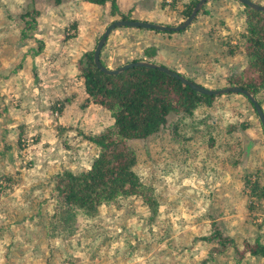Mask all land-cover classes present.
Returning <instances> with one entry per match:
<instances>
[{"label": "rangeland", "instance_id": "1", "mask_svg": "<svg viewBox=\"0 0 264 264\" xmlns=\"http://www.w3.org/2000/svg\"><path fill=\"white\" fill-rule=\"evenodd\" d=\"M81 1L0 0L1 214L7 206L11 210L16 209L14 203L19 200H28L27 203L32 206L28 213H33L38 210L37 203L50 199L49 203L42 202L41 214L51 221L55 200L50 194V178L56 172L44 170L47 165L43 164V160L53 157L58 161L57 158L64 157L72 164H78V154L68 158L73 154L67 152L75 147L73 141L64 144L70 138V132L57 136L58 125L68 126L61 122L58 109L49 112L47 119L39 111L40 107H49L48 100L52 99L48 95L50 90L45 88L44 99H39L41 88L47 83L45 80L53 78L48 73L60 69L61 55L73 45L78 47L80 40L86 37L87 27L80 24L78 18H85L83 23H88L89 19L98 23V30L91 35L93 48L105 27L117 20L105 15L107 7L93 11L89 17L90 9L82 6L79 9ZM220 1L224 4L223 11L229 12V16L234 14L236 18L234 33L228 32L226 36L218 33L221 39L215 41L217 47L212 49L214 52L209 63L198 65L197 72H184L198 76L197 79L207 84L202 86L211 89L227 86L226 78L238 76L247 64L241 44L245 21L242 25L237 23L233 1ZM252 1L264 5V0ZM109 11L111 13V8ZM181 17L180 10L174 8L167 18L163 17L162 24L178 25L185 19L180 21ZM131 18L135 19L133 16H120L118 19ZM27 22L32 26L28 27ZM77 26L84 27V30L81 27L79 30ZM185 29L170 34L179 33L180 36ZM170 34L163 37L165 42L160 50L165 63L177 47L176 39L179 37ZM224 37L227 42L221 43ZM132 39L150 40L145 32H136ZM28 45L34 46L27 48ZM136 54L131 50L126 57H135ZM202 59L205 61L206 57L202 55ZM177 60L169 61L170 69L177 67ZM33 67L40 77V84L37 87L36 83L35 90L30 80L35 75ZM44 68H47L46 72ZM190 68L192 70L193 66ZM226 74L230 76L225 77ZM257 99L264 113V88L259 89ZM19 107L26 111L16 110ZM19 112L22 114L19 115ZM178 117L170 116L167 125L156 134L128 142L135 153L133 170L145 187L152 188L151 195L158 202L156 213L151 215L146 203L134 195L101 204L89 214L78 212L69 233L58 228L51 230L57 237L51 236L47 245L51 255L49 264H225L220 259L226 256L223 250L227 246L236 249V245L232 238L223 235L220 238L214 236V232L222 234L227 231V214L234 212L250 217L253 224L246 227L247 230H256L258 218L264 222V199L257 187L255 190V183L264 187V132L252 104L242 94H222L217 95L210 105L196 108L183 121H177ZM100 120L103 118L98 120L102 123L97 127L98 132L110 118L104 116V120ZM15 122L28 124L29 128L25 125L26 128L18 129L19 132L25 131L24 135L9 127ZM44 123H48L47 127L49 124L54 126L46 128ZM96 125L94 122L82 124L78 120L77 135L98 133L94 131ZM82 139L78 148L85 150V159L80 157L78 161H81L79 166L85 169L95 150L89 140ZM44 153L48 156L43 157ZM52 153L56 155L52 156ZM233 178L242 184L234 186ZM30 187H33L31 191L28 190ZM2 201L6 204L3 205ZM230 201L235 202L234 208L229 207ZM261 230L264 238V227ZM208 237L211 238L206 239ZM221 239L225 242L222 243ZM254 244L243 240V250L235 253L244 256V248ZM45 246L43 243L39 250L42 252ZM40 251H35L34 255L39 254L40 257ZM42 253L47 254V251ZM3 262L0 258V264Z\"/></svg>", "mask_w": 264, "mask_h": 264}, {"label": "crops", "instance_id": "2", "mask_svg": "<svg viewBox=\"0 0 264 264\" xmlns=\"http://www.w3.org/2000/svg\"><path fill=\"white\" fill-rule=\"evenodd\" d=\"M186 1L187 0H114L115 6L117 7V13L115 12L114 14H111L109 11L111 8L110 1H106L103 4H95L87 1H81L79 9L81 8V6L86 9H90V17L93 14V11L107 7L109 9L107 10V13L105 15H109L113 19H118L121 15H124V13H129L131 17L133 16L135 19H141L148 22L162 24L164 20L163 17L167 18L168 14H170L171 10H174V8H177L178 11H181ZM230 1H233V3L236 4L233 5L235 7L233 11L237 12L235 13V15H237V23H240V25H242V21L244 22V15L241 12L242 7L241 5L239 6V4H237V1L235 0ZM216 3H218L217 6L215 5ZM223 5L224 4L220 0H208L205 6L195 15L194 19L189 25V28L185 29V31L181 33L180 36L178 35L179 33L170 34V32H157L153 29L130 27L115 28L110 32L105 41V44L101 48L100 61L107 68L110 69L116 68L117 66L123 65L133 60L148 61L149 58H146L144 56V50L146 48L153 47L154 49H152V51H154V56H152V59L155 61V63L167 65L170 68L171 66L169 65V61L171 59H179V61L177 60L180 63V65L179 63L177 65V67L179 68L172 67L174 71L180 73L184 77L199 85H207L204 84V82L200 79H197L198 76H192L184 72L186 70L197 72L195 70H198V65H203L205 62L209 63L210 57H212V54L214 52L212 51V49L217 47L215 41L221 39H219L218 33H220L221 35L225 34L224 36H226L228 32L234 33L236 18L234 17V14L229 16V12H224ZM72 14H74V10H72ZM166 14L167 16H165ZM78 19L80 20V24H83L85 27H87V29L85 30L86 37L80 40V45L78 47L73 45L69 48L66 54L61 55L59 59L61 64L60 69L54 73H48L49 75L53 76L52 79H43L42 83L45 84V81L47 83L46 86L44 85V87L41 88V92L40 88L38 89L41 94V98L39 100L44 99V92L47 91L45 88H48L50 90L48 92V95L51 96L52 99L49 98L48 100L49 109H42V107H40L39 111L41 112V114L44 113V116L47 119V117L50 116L49 112L51 113L55 110V108L58 109L61 122H65L64 124L68 126L58 125L57 127L59 129V133H57V136H59L60 133L70 132V138L64 144L67 145L69 144V141H73L75 145L73 149L67 151L68 153H73L71 155H68V158L73 155L76 156L78 154L80 157H82V159H85V150H82V147L78 148V145L81 144L80 141L84 140L82 139V137L85 138V135L81 134L82 137L77 135L79 134L77 133L78 131H76L78 120H80L82 124H84L85 122H94L95 124H97L94 127V131L97 130L98 132L99 128L97 127L102 124L98 120L100 118H103L104 120V116L109 117V113L98 104H95L88 100V95L85 91L84 82L83 79L79 76L78 69V62L82 59L83 55L94 49V43L93 45L91 43V35H95V32L98 30L97 28L99 27V25L97 22H93L92 19H89L88 23H83L85 18L79 17ZM181 20H183V18H181L180 21ZM239 26L237 25V27ZM77 27L80 30L81 26ZM81 28L82 30H84V27ZM136 32H145L146 36L150 38V40L140 41L138 39H132V37L135 36ZM167 33L172 36H174L173 34H177L179 37H177L176 39L178 41H176L177 47H174L173 54H170L169 59H166L168 62L165 63L163 62L164 56L160 54V50L161 45L165 42V38L163 37H167ZM225 38L226 37H224L223 42L221 43L227 42V39ZM31 46L34 45H28L27 48H31ZM131 50L136 51L139 55L136 54L137 56L135 55V57H132V55L130 57H126L128 52H130ZM202 55L206 57L205 61L202 59ZM180 57H182V60H180ZM31 60L33 62L34 57H32ZM34 64L32 65L34 66ZM191 66H193L192 70L190 68ZM33 73L35 75H32V79L30 80L32 81V85L34 86L35 90L36 83L37 87L40 84V77H38V74L35 71V67H33ZM227 76H230V74L225 75V77ZM16 110L21 111L24 109L19 107ZM21 114L22 113L19 112V115ZM47 124L48 123L45 124L46 126L44 125L46 128L54 126H51V124H49L50 126L47 127ZM25 125L28 126V124H23V122H15L14 124L9 125V127L13 128V130L17 129L16 131L18 134H21L22 132V135H24L25 131L20 130L19 132L18 129L26 128ZM11 144L14 146V143ZM15 148L16 143L13 149L15 150ZM55 155L56 154L52 153V156ZM47 156L48 154L44 153L43 157ZM76 157L80 159V157ZM92 157L93 155H91L90 159H88L87 165L85 166L86 168L90 166ZM52 158L48 157L47 159L43 160V164L47 165L46 167H43V169L46 170L48 173H50L52 170L57 173L58 171H62V169H67L72 172H79L84 170L83 167L79 166L81 162L78 161L79 159L77 160L78 164H72V162H70V159H66L64 157L63 159L57 158L58 161ZM49 166L51 168H47ZM5 176L11 179L9 175ZM233 184L234 186H240L242 183H238V180L236 178H233ZM226 186H228L227 183ZM256 187L259 189L260 192H262L261 195L264 199V187L258 185V183H255V190ZM32 189L33 187H30L28 190L31 191ZM256 196L259 197V195ZM43 200L40 201V203H37L36 209L38 210L33 211V213H28V210L31 211L32 208V206L27 203L28 200H26V202L23 200L16 201L14 203L16 205V209L14 210H11L10 206H7L3 214H1L0 211V258L3 259V264H49V261L51 260V255L50 253H48L47 245L48 243H50V237H57V235L56 233L51 232V228L49 229V224L51 221L47 220V218L42 216L41 214L42 204L49 203L50 201V199H45V202H43ZM2 204L5 205L6 202L2 201ZM53 206L55 208V204H53ZM229 207L234 208L235 202L230 201ZM17 213H20V215H17ZM52 213L50 210V216L52 215ZM257 220L259 221V223H256L255 225H258V227L255 231H252L249 229L247 230L246 228L249 225L253 224L251 222L250 217H247L245 215H237L234 214V212L231 214H227L226 223L228 228L225 233H222V235L228 238H232L233 244L236 245V249L230 246L225 247L223 253L226 254V256L224 258H220L221 261H225V264H227V262L228 264H264V257L259 254L251 253L252 250L244 248V250H246L244 252V256L237 255L235 253V251L241 252L243 250V245H241L243 240L244 242L248 243L258 242L259 244H262L264 246V238H262L263 231L261 230V228L264 227V222L261 218H258ZM65 239H67V237H65ZM43 243H45L46 246L43 247L42 252H44V250L47 251V254L44 255L39 250ZM35 251L41 252L40 257L39 254L34 255Z\"/></svg>", "mask_w": 264, "mask_h": 264}, {"label": "trees", "instance_id": "3", "mask_svg": "<svg viewBox=\"0 0 264 264\" xmlns=\"http://www.w3.org/2000/svg\"><path fill=\"white\" fill-rule=\"evenodd\" d=\"M83 1L95 4L110 1L111 13L117 11L114 0ZM197 1L184 3L181 18L190 14ZM241 5L245 21L241 44L247 64L238 76L229 77L226 85L242 87L256 98L259 89L264 88V12ZM121 16L131 17L129 13ZM27 23L28 27L32 26ZM152 49L146 48L144 56L155 63ZM92 53L93 50L85 53L78 62L79 76L83 79L88 100L105 109L110 120L98 133L85 136L95 150L88 168L79 172L64 169L50 178L55 208L49 225L52 230L58 228L67 233L76 222L78 212L89 214L101 204L127 196L139 197L154 215L158 202L151 195L152 188L145 187L133 170L135 153L128 142L156 134L172 115H178L177 121H183L199 106L210 105L216 97L199 93L179 79L148 66H133L118 74H105L95 66ZM214 236L222 238L216 231ZM224 239H221L222 243ZM248 249L264 257L262 244L255 242Z\"/></svg>", "mask_w": 264, "mask_h": 264}, {"label": "water", "instance_id": "4", "mask_svg": "<svg viewBox=\"0 0 264 264\" xmlns=\"http://www.w3.org/2000/svg\"><path fill=\"white\" fill-rule=\"evenodd\" d=\"M208 0H198L190 14L178 25L170 26V25H164V24H158V23H153V22H148V21H141V20H136V19H117L112 22H110L104 29L103 33L100 35L99 39L96 42V45L93 49L92 57H93V62L95 66L102 71L105 74H118L121 71L133 67V66H148L152 68H157L166 74L175 77L182 81L183 83L189 85L192 89L199 93L207 94V95H222V94H227V93H236V94H242L244 95L249 102L252 104L255 112L258 115V118L260 120L263 132H264V113L263 110L256 100V98L246 89H243L242 87L239 86H225L223 88L219 89H211L204 87L202 85H199L188 78L184 77L180 73L174 71L173 69H170L169 67H166L164 65L158 64V63H153L149 62L146 60H139V61H131L128 63H125L123 65H120L116 68L110 69L102 65L100 61V51L103 45L105 44V41L110 34V32L118 27H130V28H142V29H153L156 31H171V32H177L184 30L194 19L195 15L199 11V9L203 6L204 3H206ZM243 5L249 6L251 8L260 10L264 12V5L256 3L252 0H235Z\"/></svg>", "mask_w": 264, "mask_h": 264}]
</instances>
